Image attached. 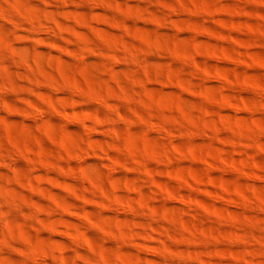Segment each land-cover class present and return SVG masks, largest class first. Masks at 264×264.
<instances>
[{
    "label": "clouds",
    "instance_id": "1",
    "mask_svg": "<svg viewBox=\"0 0 264 264\" xmlns=\"http://www.w3.org/2000/svg\"><path fill=\"white\" fill-rule=\"evenodd\" d=\"M0 264H264V0H0Z\"/></svg>",
    "mask_w": 264,
    "mask_h": 264
}]
</instances>
